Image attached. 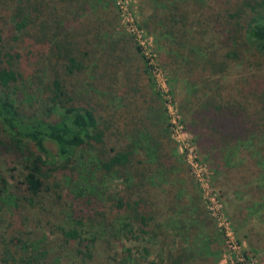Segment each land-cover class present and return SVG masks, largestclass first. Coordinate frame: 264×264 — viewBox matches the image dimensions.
Masks as SVG:
<instances>
[{"label": "trees", "instance_id": "trees-1", "mask_svg": "<svg viewBox=\"0 0 264 264\" xmlns=\"http://www.w3.org/2000/svg\"><path fill=\"white\" fill-rule=\"evenodd\" d=\"M146 1L140 27L182 87L214 185L240 230L264 223V0H222L234 12L220 47L203 18L221 0ZM114 4L0 0V264L222 260L223 233L177 161L148 68L153 101H141L130 67L140 48L110 30ZM42 228L52 243L32 238Z\"/></svg>", "mask_w": 264, "mask_h": 264}, {"label": "built area", "instance_id": "built-area-1", "mask_svg": "<svg viewBox=\"0 0 264 264\" xmlns=\"http://www.w3.org/2000/svg\"><path fill=\"white\" fill-rule=\"evenodd\" d=\"M116 2L123 24L140 48V53L145 59L155 84L156 80L159 82L158 93L165 103L167 124L171 137L189 167L193 181L201 191L209 215L215 221L217 229L223 233L225 246L221 264H260L258 259L246 253L245 245L238 239L234 225L226 214L221 193L212 182V171L201 159L199 149L188 132L178 105L169 90L168 82L166 80L160 81L161 76H165L164 71L158 64L152 41L141 29L139 21L131 8V0H116Z\"/></svg>", "mask_w": 264, "mask_h": 264}, {"label": "rangeland", "instance_id": "rangeland-1", "mask_svg": "<svg viewBox=\"0 0 264 264\" xmlns=\"http://www.w3.org/2000/svg\"><path fill=\"white\" fill-rule=\"evenodd\" d=\"M113 2L115 3L114 4L115 5L114 12H112V15H111L110 18H109V16L107 18V19H109V21H107V22L110 24V30L113 31V33L115 34V37L117 39H119L120 41H124L125 44H127V45L128 44H133L134 45V43H135V45H136L135 39L129 34V32L127 31L126 27L123 24L122 17H121V14H120V11H119V8H118L116 0H113ZM146 4H147L146 0H131V8H132L133 12L135 13L140 25H141V22L143 21L144 17H146V15L147 14L149 15V13H150V10L148 9V7H146ZM219 4L221 6L214 7V9L212 8L210 10L209 19H207L205 17L203 19L207 20L208 23H209V27L206 28V30L207 31H212L211 43H213L214 45L217 44V46L220 47V46H223L222 45V41L226 37V35H227L226 32H228V30L230 28L229 24L231 23V20L228 17V13L229 12H232V13L234 12V10H232V8L234 6H232L231 3L226 5V3L223 2L222 0L219 2ZM211 5H212V7L214 5V3L212 4V1L210 3H207L206 9H205V10H207L206 14L208 13V9L211 8ZM198 13L200 14L201 11H199ZM198 29H202V28L198 27ZM144 31L147 34V37L152 41L154 52L157 55L158 64L161 67V69L164 71L163 73H164L165 76H161L160 81L161 80H163V81L166 80V82H168L167 85L169 84V87H170L169 90H170L171 94L173 95L174 101L177 103L179 111H180V113H181V115H182V117L184 119L183 113H182L181 108H180V99H182V97L184 96V92L182 90V87L179 86L176 89V91L174 92V90L172 88V85H171L170 75H169L168 71L162 66L161 61H160L156 37L154 35L150 34L146 29H144ZM208 39H209V37H208ZM214 49H218V48H216V46H215ZM128 50H131V49L128 48ZM133 53H135V51H133ZM132 57H133V54H132ZM134 58L136 59V61L132 62L130 64V67L132 68V73H133L132 75H133L134 78L136 77L137 79L140 80L141 87L142 88L144 87V91H145V95H146V99H142L141 101L143 103H146V104H151L153 99H149V98L151 97V93H153V89H152V86L150 85L149 81L147 80L148 76L144 73V69L147 68L145 59L143 58V56L141 54L139 55L137 53L134 55ZM239 68L240 69H239L238 72H234L235 68L230 70V74H229L227 79H228V82L232 86L234 84H236L237 81H241V82L245 81L244 77L237 76V73L246 72L245 71L246 68H243L242 66H240ZM153 84H154V91L160 97V99H157L156 102H154L155 106L158 109H161L162 115H164V117L166 119L167 118V113H166L165 103H164L163 98L158 93V91H159V86H158L159 82L156 80V84H155V82H153ZM100 100H104L105 101L107 99H100ZM108 102L105 101L106 104ZM190 135H191V137L194 140V136L191 133H190ZM170 137H171V132H170ZM171 140H172V142H173V144L175 146L176 154L178 155L177 159L179 157V159L177 161L178 162L180 161L181 165L184 166V169H185L184 172L186 173L187 178L190 179V183L192 182L197 187V190L200 192V195L202 197V204H203V206L205 207V209L207 211L206 212L207 216L209 217L210 215H209L208 210L206 208V205H205L203 196L201 194V191H200L199 187L197 186V184L195 183V181H193V179L191 177L190 169L186 165L185 160L183 159V157L180 155L178 147L176 146V143L174 142L172 137H171ZM196 146H197V144H196ZM50 147L52 148V146H50ZM199 153H200V151H199ZM212 174H213V172H212ZM212 182H213V175H212ZM217 189L220 191L219 187ZM224 199H225V201H224ZM223 201H224V204H225L226 214L230 218L231 222L234 225V228H235V231L237 233L238 239L245 245L246 251L249 250L252 255L253 254L257 255L258 258H259V260H258L259 263L260 264H264V253H262V251H261L264 248V223L258 222L256 220H251L245 229L240 230V227L238 226L237 218H233V216H232L233 215V211L229 207L228 199L225 197V198H223ZM210 218H211V216H210ZM209 222H210V224H212V229H214V231H215V228L217 227L215 221L211 218V219H209ZM238 229H239V232H238ZM245 235H247V238H248L247 241L244 238H242ZM38 237L40 239H43V238L47 239L46 244L47 243H52V240L54 239V236H52L46 228H42V230L40 229L36 234L32 235L33 239H39ZM247 242H248V244H247ZM127 245H129V244H127ZM222 249H223V254H224V246L222 247ZM50 257H51L50 261H52V253H51ZM57 264H60V263H57ZM220 264H221V261H220Z\"/></svg>", "mask_w": 264, "mask_h": 264}]
</instances>
